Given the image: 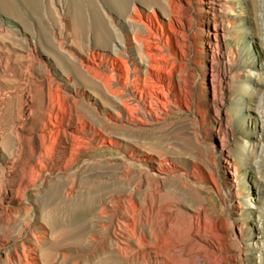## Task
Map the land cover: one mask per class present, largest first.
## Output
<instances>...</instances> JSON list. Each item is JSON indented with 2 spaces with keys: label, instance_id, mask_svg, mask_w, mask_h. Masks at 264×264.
I'll return each instance as SVG.
<instances>
[{
  "label": "rangeland",
  "instance_id": "obj_1",
  "mask_svg": "<svg viewBox=\"0 0 264 264\" xmlns=\"http://www.w3.org/2000/svg\"><path fill=\"white\" fill-rule=\"evenodd\" d=\"M70 1L82 4L84 37L70 29ZM93 1L110 40L96 39L88 0H0V264H173L138 243L141 226L121 223L148 200L172 234L204 214V246L180 264H264V0ZM216 21L228 25L218 46ZM136 31L161 39L170 98L143 122L132 115L152 84L128 110L105 88L127 99L142 87L132 71V80L111 72L119 57L131 70L143 61ZM27 105L26 132L44 133L54 158L33 162L17 192L3 170L18 146L10 125ZM131 194L140 209L125 215L114 203Z\"/></svg>",
  "mask_w": 264,
  "mask_h": 264
},
{
  "label": "bare ground",
  "instance_id": "obj_2",
  "mask_svg": "<svg viewBox=\"0 0 264 264\" xmlns=\"http://www.w3.org/2000/svg\"><path fill=\"white\" fill-rule=\"evenodd\" d=\"M88 1H89V5L92 8V11H93L92 17L94 20V24L96 25V29H95L96 30V39H98V40H101V39L102 40L103 39L110 40L111 36L113 35L111 27L106 23V21L104 20V18L100 14L95 2L93 0H88ZM127 1L128 0H122V3L125 4ZM70 5L72 6L70 8L72 9V12H73V19H72L71 24H70V27H71L70 29H72L74 36L78 37L79 35L84 33V31L88 28V25L85 23V16H84V10H83L82 4L79 2H75V1L74 2L70 1ZM219 11H221V10L214 9L213 15L215 16V18L218 16ZM130 20L132 22H134L139 27L141 25H144V28L147 27V25L144 21V18L142 19L140 16H138V14L132 15L130 17ZM227 27H228V25L226 26L223 21H221V22L216 21L215 24L213 25V29H212V32L210 35L215 37V40H216L215 45L216 46L219 45L220 39L223 38L225 40ZM263 29H264V27H263ZM134 35H135L134 36L135 42L137 44H139V46H141L143 61L141 62V64L136 65L131 70L130 68H128L129 66H127L126 61L123 57H119V58L117 57L118 59L114 63L115 65L112 66L111 72L115 73L116 70L120 71L121 74H125V76L128 80L130 78V74L132 71L133 81L135 80L138 83H142V87L140 89H137L138 87L136 86L137 87V88H135L136 90H132L131 93H128L130 97L128 96L129 98H127V99L122 97V92H124V90L122 92H120V90L118 91L117 88L113 89L112 87H110V84H109V86L105 85V88L112 96H114L116 98V100L121 105H123V107L126 110H128L129 109L128 108L129 107L128 106L129 100L132 99V100H136V101H141L140 99L143 97L141 90L144 89L143 87L145 85L148 86L147 84H152L154 86L153 87L154 92L151 95H153V96H151V98L149 99V102H147L145 104L143 103L144 109H142L141 111L139 110L140 112H136L135 114L133 113V115H132L135 120L143 122V120L147 116L152 117L153 120H154V118H158L160 112L164 109L165 104H167L168 100L170 99L168 96V93H167L168 90L166 91V86L168 85V81L159 72V69L163 68L165 64L167 65V63H165L166 62V60H165L166 54L164 51L165 48H163V45H161V42H160L161 39L158 36H155L153 34L154 37L152 39V37H148V35L146 36V35L141 34L139 32H137L136 34L134 33ZM150 36H152V35H150ZM82 37H84V36H82ZM228 63L229 62L225 61L224 65H223V69L221 70V76H222V78H225V79L228 77V75H227L228 66H229ZM92 83L95 84V86L101 90V85L96 84L94 82H92ZM125 86H126V88H128V83ZM123 88H124V86H123ZM217 90H218V88H217ZM139 91H141V92L139 93ZM12 113H14V112H12ZM30 114H31L30 105H27L25 112L22 115L20 114L18 120L14 121L13 124L10 125V130L15 135V137L17 139L18 146H16L15 148H12V151L14 154L13 158L11 159L12 160V164H11L12 166H8V167L4 168V170H3V182L5 181L7 175H11L10 176V177H12L11 182L15 186V190L17 192L20 191L21 189H23V186H25V183L29 182L32 179L33 173L35 171V166L33 165V162H35L37 165L41 164V166L42 165L47 166L50 163V161L52 162V157H53V149L54 148L53 149H47L48 144L46 143L47 141L45 140L47 136L44 133H42V132L40 133L39 131H36V130L31 131V133L26 132L27 128H26L24 120H25V116H28ZM41 124H42L41 129H46V124H47L46 121H45V123H44V121H42ZM58 128H60V127H58ZM225 133L226 132L224 130V133L219 135V139L222 142V144H224L225 140H226ZM51 136H52V134H51ZM62 151H64V150L62 149ZM54 154H55V152H54ZM16 164H18L17 168H16V166H14ZM17 174H19L18 176L21 177V180L19 182H17V180L15 179L17 177ZM10 186H12V185H10ZM119 199L120 198H118V200ZM148 201H146V203L144 202L145 203L144 208L140 209L137 206V201L135 200L134 195L131 194L126 199L121 198V200L115 201V203H114V204L118 203L117 204V207H118L117 210L118 209L123 210V212H124L123 214H125V215H130V213H132L131 207H132L133 211L134 210L138 211L137 209H140V214L137 212L139 214L137 217L135 216V213H133L132 214L133 216L131 219H129V220L122 219L121 220V223H124V224H126V226L128 225L129 227H135V229H137L138 226H141V228L143 229L145 234L143 237H141L140 235H138L135 232L136 233L135 238H137L139 240L138 243H143L146 246L147 245L151 246L153 249H155V252L160 254V255H167V257L170 261H174V262H172L173 264H180L179 260L182 257H184L186 255H189V256L194 255L197 248L200 249L204 246V243H203L204 239L202 236L203 230H202V227L200 224V222L204 219V214L202 212L198 213V216H197L198 222L197 223L191 224V226H189L188 228L184 227L185 229H181L176 234H172L168 231V229H166V225L168 222L167 216H166V214L163 215L162 208H161L160 204L158 203V201H156V200L154 202L152 201L153 203H149ZM118 215H120V214L118 213ZM161 215H162V217L164 216V218H161ZM118 218H122V217H118ZM166 220H167V222H166ZM146 228L149 231V234H148L149 236L146 234V230H145ZM190 259H192V258H190Z\"/></svg>",
  "mask_w": 264,
  "mask_h": 264
}]
</instances>
